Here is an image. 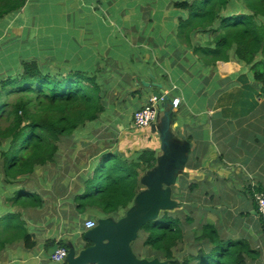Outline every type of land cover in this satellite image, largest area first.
Segmentation results:
<instances>
[{"label": "trees", "instance_id": "obj_1", "mask_svg": "<svg viewBox=\"0 0 264 264\" xmlns=\"http://www.w3.org/2000/svg\"><path fill=\"white\" fill-rule=\"evenodd\" d=\"M27 2L0 0V25L21 12ZM152 10L147 24L121 23L122 37L110 41L109 55L105 47L99 58L87 54V63L60 56L58 63L50 64L37 56L47 54V45L31 47L34 41L5 54L1 66L8 71L0 77V161L5 184L18 188L5 199L8 213L0 220V227L5 223L0 228V253L15 243H23L28 250L37 246L29 223L34 211L43 215L51 205H60L65 212L70 206L75 218L92 213L90 220L98 222L119 220L134 205L142 192L141 174L156 166L157 153H121L117 121L112 116L135 106L141 93L136 86L139 70L146 65L145 46L163 49L161 60L170 57L183 64L189 59L202 69L232 60L251 66L259 95L264 97V0H158ZM147 26L151 30L145 40ZM139 30V38H132L131 32ZM99 129L104 136L96 137ZM88 144L101 149L78 176L75 187H67L58 179L61 162L68 157L64 149ZM53 167L60 172H51L57 178L50 182ZM178 214L163 212L142 228L133 243L139 259L158 258L167 264H250L261 258V252L247 240L224 239L212 223L187 232ZM192 220L187 218V222ZM84 242V248L90 245ZM49 244L68 250L63 242Z\"/></svg>", "mask_w": 264, "mask_h": 264}, {"label": "crops", "instance_id": "obj_2", "mask_svg": "<svg viewBox=\"0 0 264 264\" xmlns=\"http://www.w3.org/2000/svg\"><path fill=\"white\" fill-rule=\"evenodd\" d=\"M157 4L158 0H28L21 12L5 20L3 27L11 25L21 41H34L31 47L47 45V54L37 56L50 64L58 63L60 56L87 63V54L99 58V51L105 47L106 56L109 55L108 50H113L110 41L122 37L121 23L147 24V14ZM153 13L155 18L156 12ZM167 14L162 21H166ZM150 30L149 26L145 28V40ZM137 32L140 30L131 32L132 38H139ZM145 50L146 65L139 70L140 82L136 86L141 93L135 98V106L112 116L117 121L120 140L117 149L127 156L152 150L157 159L162 157L161 136L153 132V126L136 129L134 113L149 104L154 92H162L171 101L180 99V107L173 111L159 105L156 122L160 127L167 119L172 121L171 139L181 146L179 158L185 155L186 159L177 163L176 185L172 189V199L178 204L175 211L187 232L212 223L224 239L247 240L261 252V258L250 264H264V227L254 198L255 193H264V97L259 95L253 68L232 60L202 69L186 58L183 64L170 57L161 60L163 49L145 46ZM99 132L96 137L104 136V130ZM99 147L66 146L68 157L61 162L60 182L75 187ZM51 172L60 170H50L49 181L53 182L57 176ZM4 181L0 161L2 221L8 213L5 199L13 197L18 188L9 189ZM60 207L51 205L43 215L34 211L29 223L37 246L28 250L23 243L6 245L0 253V264H66L51 260L52 241H69L78 252L83 249L85 223L93 214L75 218L70 206L65 212ZM187 218H192V222H187Z\"/></svg>", "mask_w": 264, "mask_h": 264}, {"label": "water", "instance_id": "obj_3", "mask_svg": "<svg viewBox=\"0 0 264 264\" xmlns=\"http://www.w3.org/2000/svg\"><path fill=\"white\" fill-rule=\"evenodd\" d=\"M143 85L147 86L146 83ZM161 88V86H159ZM153 97L163 98L166 108L173 111L174 105L170 97L162 92H154ZM159 117H157L158 122ZM171 123L167 119L160 127L154 124L153 132L161 136L164 155L157 159L156 166L141 178L144 190L138 194L134 205L119 220L112 218L100 219L94 229L84 234V240L90 245L77 251L75 245L68 243L66 264H167L156 258L153 260L139 259L132 245L139 238L142 228L150 221H156L163 212H173L178 204L172 199V189L176 185L177 163L185 162L179 158L181 146L171 139ZM183 166V165H182ZM59 246L50 251L53 255Z\"/></svg>", "mask_w": 264, "mask_h": 264}, {"label": "built area", "instance_id": "obj_4", "mask_svg": "<svg viewBox=\"0 0 264 264\" xmlns=\"http://www.w3.org/2000/svg\"><path fill=\"white\" fill-rule=\"evenodd\" d=\"M163 101V98L159 100L156 97H152L148 105L136 111L134 113V127L139 130L152 127L157 121L158 108L160 103H162ZM173 105L174 109H178L181 105V100L175 98L173 100ZM254 198L258 213L264 221V193L257 192L255 193ZM97 224L98 222L95 220L86 221V231L94 229ZM67 256L68 250L64 247H59L58 250L53 255H51V260L56 263H63L66 261Z\"/></svg>", "mask_w": 264, "mask_h": 264}, {"label": "rangeland", "instance_id": "obj_5", "mask_svg": "<svg viewBox=\"0 0 264 264\" xmlns=\"http://www.w3.org/2000/svg\"><path fill=\"white\" fill-rule=\"evenodd\" d=\"M11 27L12 26L10 25V28ZM10 28H7V27L4 28L3 27V23L0 25V77L5 75V74H7V71H8V67L7 66H5V67L1 66V64L4 62V58L7 57V56H5V54H7V53H9L11 51H14V50H19L20 47H23L24 45H26L25 44L26 42L21 41L20 39H18L16 37V35L14 33V30L12 28L9 31ZM142 238L143 239L145 238L144 234H142ZM143 239L140 240V241H143ZM66 242H67V244L70 243L69 241H66ZM132 249H133L134 253L136 252L135 253V255H136L138 249L135 248V247L133 248V245H132ZM140 251H142V249ZM145 251L147 252V250L144 248L143 249V254H144L143 256H145ZM178 252H180V250H178Z\"/></svg>", "mask_w": 264, "mask_h": 264}, {"label": "clouds", "instance_id": "obj_6", "mask_svg": "<svg viewBox=\"0 0 264 264\" xmlns=\"http://www.w3.org/2000/svg\"><path fill=\"white\" fill-rule=\"evenodd\" d=\"M173 100H174V99H173ZM173 100H172V101H173Z\"/></svg>", "mask_w": 264, "mask_h": 264}]
</instances>
